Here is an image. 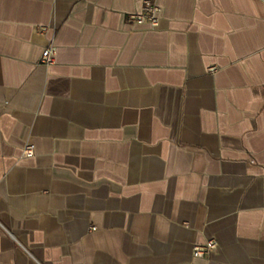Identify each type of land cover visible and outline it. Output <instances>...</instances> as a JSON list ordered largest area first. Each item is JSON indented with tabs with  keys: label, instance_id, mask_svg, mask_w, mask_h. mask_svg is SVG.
I'll list each match as a JSON object with an SVG mask.
<instances>
[{
	"label": "crops",
	"instance_id": "obj_1",
	"mask_svg": "<svg viewBox=\"0 0 264 264\" xmlns=\"http://www.w3.org/2000/svg\"><path fill=\"white\" fill-rule=\"evenodd\" d=\"M152 1L0 0V264H264V0Z\"/></svg>",
	"mask_w": 264,
	"mask_h": 264
},
{
	"label": "built area",
	"instance_id": "obj_2",
	"mask_svg": "<svg viewBox=\"0 0 264 264\" xmlns=\"http://www.w3.org/2000/svg\"><path fill=\"white\" fill-rule=\"evenodd\" d=\"M160 7L152 0H143L142 9L139 12H133L128 14V20L137 24H149L151 26H157L159 21ZM55 48L53 45L46 46L40 57V62L43 64H50L54 60ZM34 153V145L28 143L24 146L23 154L31 156ZM217 248V241L215 238H208L206 241L200 244H195L192 248L194 256L201 257L211 253Z\"/></svg>",
	"mask_w": 264,
	"mask_h": 264
}]
</instances>
